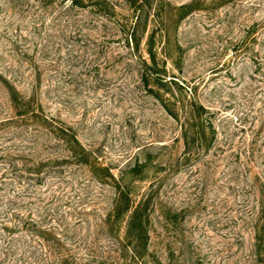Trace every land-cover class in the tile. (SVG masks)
Segmentation results:
<instances>
[{"label":"rangeland","instance_id":"1","mask_svg":"<svg viewBox=\"0 0 264 264\" xmlns=\"http://www.w3.org/2000/svg\"><path fill=\"white\" fill-rule=\"evenodd\" d=\"M134 26L137 49L125 39ZM149 48L157 64L145 84ZM0 75V118L11 115L6 86L34 92L107 167L75 174L95 187V216L111 209L114 180L136 199L154 185L152 246L165 264H264L245 225L254 191L234 178L239 162L178 166L185 148L162 101L188 87L215 111L219 140L247 142L264 117V0H0ZM51 144L45 154L59 152ZM144 146L150 161L133 167Z\"/></svg>","mask_w":264,"mask_h":264},{"label":"trees","instance_id":"2","mask_svg":"<svg viewBox=\"0 0 264 264\" xmlns=\"http://www.w3.org/2000/svg\"><path fill=\"white\" fill-rule=\"evenodd\" d=\"M125 39L138 48L135 26ZM147 44H152L151 38ZM148 53L149 61H144L141 71L145 84L154 78L157 64L152 48ZM6 87L11 115L0 118V264H165L152 246L154 185L136 199L114 180L111 209L95 216V187L90 183L82 188L75 174L82 169L91 179L97 168L107 172V167L70 126L44 112L34 92L27 95ZM162 101L179 128L174 139L185 148L178 166L205 161L208 155L211 168L221 162L230 164V159L239 162L233 175L243 194L254 191L245 225L253 230L254 261L262 263L264 135H260L264 117L257 129L250 130L247 142L235 140V132L219 140L215 111L200 102L192 89L187 87L179 100ZM51 143L59 152L45 154ZM149 153L145 146L139 149L133 167L146 165ZM74 201H83L84 206L71 207ZM114 220H121L120 229L111 230Z\"/></svg>","mask_w":264,"mask_h":264}]
</instances>
